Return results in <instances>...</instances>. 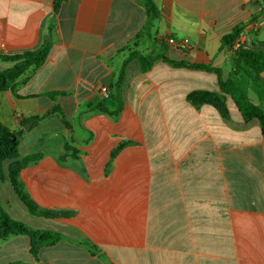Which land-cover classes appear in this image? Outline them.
<instances>
[{
    "label": "crops",
    "instance_id": "0c3cea01",
    "mask_svg": "<svg viewBox=\"0 0 264 264\" xmlns=\"http://www.w3.org/2000/svg\"><path fill=\"white\" fill-rule=\"evenodd\" d=\"M150 1L0 0L3 54L51 44L0 93V125L22 133L15 165L35 159L17 180L55 216L5 194L7 179L0 209L61 235L37 255L29 235L0 238V264H264V134L220 85L264 109V72L235 69L223 43L241 26L243 47L264 53V0ZM14 65L0 59V71ZM200 92L227 116L189 100Z\"/></svg>",
    "mask_w": 264,
    "mask_h": 264
},
{
    "label": "trees",
    "instance_id": "16d2710c",
    "mask_svg": "<svg viewBox=\"0 0 264 264\" xmlns=\"http://www.w3.org/2000/svg\"><path fill=\"white\" fill-rule=\"evenodd\" d=\"M148 5L152 8V3L148 0ZM242 28L237 26L234 31L223 38V43L232 46L233 42L240 38ZM51 44L45 42L38 50L28 51L21 54L15 55H5L0 51V59L15 62V65L7 70L0 71V93L7 91L13 87L15 80L23 74L30 66L43 64L50 52ZM142 68L145 70L149 67L150 62H147L144 57L139 56ZM235 69L238 68L241 62H245L250 66L254 75L257 79L260 73L264 72V53L251 51L242 47L236 52L234 56ZM190 67L205 68L208 70H213L220 74V70L217 68H212L204 65H194L189 64ZM220 85L225 93H229L233 100L235 101L239 111L241 112L245 120L258 119L261 123L262 131L264 134V109L253 104L249 99L248 95L241 90L232 80L222 81L220 80ZM219 99L218 95L200 92L197 94H191L189 100L196 102H208L216 104L220 112L227 116L226 108L217 102ZM219 104V105H218ZM41 117L33 118L29 123L25 125L30 126L40 120ZM21 132H11L7 128L0 125V160H7L18 158V148H19V138L21 137ZM35 156L26 158L25 160L19 162L17 165L11 167V181L14 191L21 199L23 204L29 209V211L35 215H41L45 217H52L55 214L51 212L39 210L30 198L25 194L22 189V185L18 182L17 176L15 174V169L19 168L29 161H33ZM13 235H29L32 238V251L37 255L39 249L43 245H53L58 242L61 235L53 230L43 229V228H33L26 223L18 220L12 219L7 213L0 209V238H5Z\"/></svg>",
    "mask_w": 264,
    "mask_h": 264
},
{
    "label": "built area",
    "instance_id": "2783aa9c",
    "mask_svg": "<svg viewBox=\"0 0 264 264\" xmlns=\"http://www.w3.org/2000/svg\"><path fill=\"white\" fill-rule=\"evenodd\" d=\"M166 44L174 49L180 51H188L193 48L190 40L188 38H178L174 36H169L166 38ZM243 47L240 38H237L232 46L230 47L231 52L235 55L237 51H239ZM102 91L106 92L107 89L103 88Z\"/></svg>",
    "mask_w": 264,
    "mask_h": 264
},
{
    "label": "rangeland",
    "instance_id": "374dc122",
    "mask_svg": "<svg viewBox=\"0 0 264 264\" xmlns=\"http://www.w3.org/2000/svg\"><path fill=\"white\" fill-rule=\"evenodd\" d=\"M29 142L27 143V145L26 146H23V148H22V150H23V152L24 151H28V150H31L32 148H34L33 146H35V144L36 143H34V142H32L31 141V138L29 137ZM17 161V158H13V159H7V160H5V161H3V160H0V180H5L6 181V179L8 180V182L7 183H10L11 185H12V181H11V178H10V176H11V174H10V172L9 173H7V171L5 170V168H7V166L9 165V164H12L10 167H13V166H15V162ZM9 178V179H8ZM13 187V186H12ZM12 187H10V186H8V185H1V188H4L5 190H6V192H5V194H8L9 192H10V195H12V194H15L14 193V188H12ZM4 207V206H3ZM5 209V208H4ZM5 211V210H4Z\"/></svg>",
    "mask_w": 264,
    "mask_h": 264
}]
</instances>
